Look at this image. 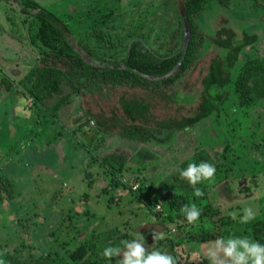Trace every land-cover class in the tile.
Returning <instances> with one entry per match:
<instances>
[{"label": "rangeland", "instance_id": "374dc122", "mask_svg": "<svg viewBox=\"0 0 264 264\" xmlns=\"http://www.w3.org/2000/svg\"><path fill=\"white\" fill-rule=\"evenodd\" d=\"M34 1L69 25L77 49L92 46L105 53L106 61L123 56L134 37L154 45L169 40L180 26L177 0ZM254 4L232 0L220 7L213 2L200 16V27L212 34L225 17V27L257 32L260 39L245 60L264 58V6ZM22 9L16 0H0V190L3 182L11 184V192L0 198V259L5 264L44 258L51 264H76L70 253L80 245L89 248V260L82 264H116L123 256L105 258L106 247L123 248L122 241L141 234L151 251L154 231L164 234L155 248L178 264H210L213 241L195 240L203 223H189L180 208L170 206V196L200 211L211 207L212 221L224 222L221 239L255 241L253 225L264 219V195L257 192L258 178L264 175V99L243 108L232 91L218 114L169 137L157 132L145 143L98 132L93 122L84 123L81 97L66 84L63 96L36 101L28 95L23 79L38 63L41 49L34 12ZM99 35L115 48H98ZM123 152L125 167L111 174L103 158ZM199 156L212 162L215 174L195 186L204 193L196 197L180 171L197 164ZM245 207L255 216L242 223ZM212 221L206 220L207 225Z\"/></svg>", "mask_w": 264, "mask_h": 264}, {"label": "trees", "instance_id": "16d2710c", "mask_svg": "<svg viewBox=\"0 0 264 264\" xmlns=\"http://www.w3.org/2000/svg\"><path fill=\"white\" fill-rule=\"evenodd\" d=\"M16 1L24 13L34 12L36 39L41 49L38 63L23 79L28 95L42 101L62 95V85L66 84L81 97L84 123L93 122L98 132L118 133L123 138L145 143L154 139L157 132H168L169 137L174 131L191 128L218 114L232 91L237 95L239 107H250L264 99V58L245 60L260 34L225 27V17L219 20V29L207 34L198 21L211 3L227 7L232 0H177L180 26L170 33L169 40L151 45L143 38L134 37L123 48V56L112 55L109 61L105 60V53H97L92 46L77 49L72 44L69 25L38 2ZM254 1L255 6H264V0ZM97 38L98 48H115L111 40L101 35ZM9 88L8 83L6 89ZM188 93L192 95L190 98L184 96ZM62 98L65 103L67 98ZM126 161L125 152L103 158L111 174L122 172ZM201 161L212 164L204 156H199L197 164ZM3 185L0 198L2 192H11L8 193L10 183L5 181ZM169 198L173 208L189 205L175 196ZM201 209L198 220L203 225L195 240L221 239L223 219L212 221L211 207L204 205ZM206 220L212 221V226ZM253 226L254 240L264 245V219ZM162 242L160 239L157 245ZM88 254L89 248L80 245L70 253V258L82 264L89 260ZM26 264L51 263L44 258L30 259Z\"/></svg>", "mask_w": 264, "mask_h": 264}, {"label": "clouds", "instance_id": "9594fccd", "mask_svg": "<svg viewBox=\"0 0 264 264\" xmlns=\"http://www.w3.org/2000/svg\"><path fill=\"white\" fill-rule=\"evenodd\" d=\"M214 174V165L206 161H201L199 164L190 163L187 168L180 171L181 179L187 180L193 186L196 197H201L204 193L195 186L202 181L211 180ZM258 185V194L264 195V175L258 178ZM160 207L161 204H157L155 210L159 211ZM242 211L243 215L240 217L242 223L251 221L255 216L251 207H245ZM181 212L189 223L196 221L200 215V210L195 204L184 205ZM231 216L236 219L238 213L233 212ZM152 238L154 244L151 251L145 246V237L137 234L132 240L122 241L123 248L109 246L104 249L102 255L109 260L122 255L123 259H117L116 264H178L171 254L162 253L154 246L156 241L164 238V234L154 231ZM212 243L215 248L210 250V264H264V245L247 237L229 238L226 241L216 239ZM0 264H5V261L0 259Z\"/></svg>", "mask_w": 264, "mask_h": 264}, {"label": "built area", "instance_id": "2783aa9c", "mask_svg": "<svg viewBox=\"0 0 264 264\" xmlns=\"http://www.w3.org/2000/svg\"><path fill=\"white\" fill-rule=\"evenodd\" d=\"M160 209H161V207H160Z\"/></svg>", "mask_w": 264, "mask_h": 264}, {"label": "crops", "instance_id": "0c3cea01", "mask_svg": "<svg viewBox=\"0 0 264 264\" xmlns=\"http://www.w3.org/2000/svg\"><path fill=\"white\" fill-rule=\"evenodd\" d=\"M72 34H73V32H72Z\"/></svg>", "mask_w": 264, "mask_h": 264}]
</instances>
